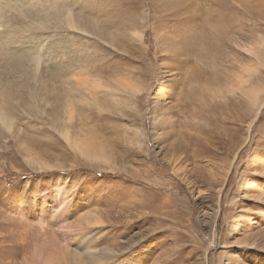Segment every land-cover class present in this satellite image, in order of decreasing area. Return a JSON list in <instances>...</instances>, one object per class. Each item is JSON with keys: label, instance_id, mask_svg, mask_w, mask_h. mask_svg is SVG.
Returning <instances> with one entry per match:
<instances>
[{"label": "rangeland", "instance_id": "obj_1", "mask_svg": "<svg viewBox=\"0 0 264 264\" xmlns=\"http://www.w3.org/2000/svg\"><path fill=\"white\" fill-rule=\"evenodd\" d=\"M0 5V264H264V0Z\"/></svg>", "mask_w": 264, "mask_h": 264}, {"label": "bare ground", "instance_id": "obj_2", "mask_svg": "<svg viewBox=\"0 0 264 264\" xmlns=\"http://www.w3.org/2000/svg\"><path fill=\"white\" fill-rule=\"evenodd\" d=\"M3 14H4V12H2L1 5H0V16L2 17ZM0 29H1V27H0ZM9 31H8V33H5L6 31L4 30V32H3L4 34H0V64L2 66H4V65L7 66V58L9 56H12V58H18L20 60L23 57H25L23 54H20V55L18 54V53H20V48H14L13 46H9V45H11V42L15 43L14 33L12 31H10V32ZM6 47H8V48H6ZM22 53H24V50L22 51ZM68 113H69V115H71V109H68ZM0 126L5 127V128H7L9 126L8 117L2 111L1 106H0ZM61 134L66 140H68L67 132H64ZM75 146H76V144H75Z\"/></svg>", "mask_w": 264, "mask_h": 264}]
</instances>
